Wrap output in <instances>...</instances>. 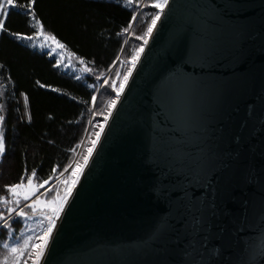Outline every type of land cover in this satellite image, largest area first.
<instances>
[{
	"label": "water",
	"instance_id": "95a60500",
	"mask_svg": "<svg viewBox=\"0 0 264 264\" xmlns=\"http://www.w3.org/2000/svg\"><path fill=\"white\" fill-rule=\"evenodd\" d=\"M160 17L40 264H264V0Z\"/></svg>",
	"mask_w": 264,
	"mask_h": 264
},
{
	"label": "trees",
	"instance_id": "16d2710c",
	"mask_svg": "<svg viewBox=\"0 0 264 264\" xmlns=\"http://www.w3.org/2000/svg\"><path fill=\"white\" fill-rule=\"evenodd\" d=\"M155 2L36 0L32 8L43 25V33L54 36L70 55L83 61L90 71L81 75L61 69L53 55L35 47L32 41L15 39L10 33L32 35L40 26L34 25L33 18L26 16L23 9H9L8 31L0 32V115L5 117L0 132L6 142V152L0 157V196L11 199L5 185L19 183L21 175H30L33 169L41 181L49 180L54 190L58 184L59 193L66 191L74 160L84 162L83 157L95 140L94 133L106 123L109 101L116 97L111 86L115 77L118 88L132 67L135 50L145 45L137 37L143 36L152 16L160 14L152 6ZM17 3L26 4L27 0ZM133 15L137 19L129 28ZM60 173L64 176L52 184ZM25 211L32 213L31 209ZM0 212L7 218L5 205L0 204ZM40 221V216L30 220L13 217L8 229L0 221V261L7 255L3 242L7 240L11 247L22 244L26 236L35 237L47 226V221ZM9 232L13 235L9 236Z\"/></svg>",
	"mask_w": 264,
	"mask_h": 264
},
{
	"label": "snow or ice",
	"instance_id": "6c2138e0",
	"mask_svg": "<svg viewBox=\"0 0 264 264\" xmlns=\"http://www.w3.org/2000/svg\"><path fill=\"white\" fill-rule=\"evenodd\" d=\"M36 0H27L26 4L17 3V0H0V32L8 31L6 29V20L9 16V9L19 7L24 10V14L26 16H31L34 21V25H39V29L34 31L32 35H24L22 33H10L15 39L33 41L34 36L39 37L43 31V25L41 21L35 17V13L33 11L32 6ZM133 0H127L128 4H131ZM169 0H156L155 3L152 4L153 7L160 9L162 12L165 6L168 4ZM160 14L156 13L152 16L151 23L148 25L147 30L144 32L143 36H138L137 39H142L144 44L148 43V37H151L153 34V30L157 26V21L160 20ZM137 19L135 15H133L132 20L129 22L128 27H132V23ZM127 31V29H125ZM44 41H52L56 44L58 48H63L64 46L60 44L59 41L56 40L54 36H44ZM43 46V45H42ZM144 51L143 47H138L133 56L131 57V65L128 72L123 76V80L120 82L119 87L117 88L115 82L111 85L113 90L116 93V97L113 100L109 101L108 107L109 112L108 116L104 117L105 122L108 121L109 116L112 115L111 109L116 107L117 101L120 99L121 94L123 93L129 77L132 75V70L136 67L137 62L140 59L141 53ZM61 61H58L57 66ZM83 63V61H81ZM67 66V65H65ZM85 72H89L90 69L85 68ZM117 77L120 76V73H116ZM76 79H81L80 76H77ZM99 79V77H97ZM108 81H105L107 84ZM41 87H46L45 85H40ZM92 100L95 101L96 97L93 96ZM25 103L27 104V98L25 97ZM5 121V117L0 115V125H3ZM104 132L103 125L100 126V131L95 132V140L91 141L92 146L88 148L87 155L83 157V163H77L76 167L73 169L72 177L67 183L66 191L63 197H57L53 201H44L41 200V196L45 195L46 192H51L54 189L45 188V185L49 183V180L41 181V178L38 176V173L35 169L31 171V174H22L20 177V182L12 185H5L7 192L11 199L8 196H0V204L6 206V212L8 214L7 218L3 212H0V221H3L2 227L8 229L10 228L9 220L13 219V217H19L21 220L32 219L37 212V208L41 205L45 207L51 208L52 215L47 216L48 224L46 228L42 231V233L32 236H26L23 238L22 244H16L14 246H9L8 241L5 240L3 242V247L7 249V255L4 256L3 260L0 261V264H9V257H11V264H40L42 257L45 255L46 249L49 246L50 239L53 235V230L56 227V222L59 219L60 213L64 209V204L67 202L68 197L72 194V189L75 187L76 183L79 180L80 175L83 173L84 168L88 165L89 160L92 157V154L95 150L96 145L100 141L101 134ZM6 152V142L5 136L3 132H0V157ZM69 167H71L69 165ZM53 173H56V169L53 168ZM62 176L63 173H60ZM49 179H52L50 176ZM39 182V183H37ZM40 189H44V192H40ZM30 201V202H29ZM23 202V203H22ZM55 205V206H53ZM25 209H31L32 215H29ZM43 223V221H40ZM13 235L12 232H9V236ZM38 241V242H34Z\"/></svg>",
	"mask_w": 264,
	"mask_h": 264
},
{
	"label": "rangeland",
	"instance_id": "374dc122",
	"mask_svg": "<svg viewBox=\"0 0 264 264\" xmlns=\"http://www.w3.org/2000/svg\"><path fill=\"white\" fill-rule=\"evenodd\" d=\"M160 13H161V11H160ZM44 36H48V35L42 33L38 38L35 37V39H33V41H32L33 42L32 44L35 47L39 48V49L47 50L51 55H53L55 57L56 64H58V61H61L59 63V65H58L61 69L69 71V72H71V73H73L75 75H81V74H83L85 72L84 71L85 66L81 63L80 60H77L72 55H70V53L64 47L63 48H58L56 46V44L54 42H52V41L45 42L44 39H43ZM65 65H67V66H65ZM115 81H116V77L114 79V82ZM77 163H80V162H76L74 160V162L72 164V169H71V176H72L73 169L76 167ZM62 176H64V175H62ZM62 176H60L56 181H53L52 184L57 182V181H60ZM67 178L70 179V174H69V176ZM57 185L58 184L55 185V190H53L51 192H46L45 195L41 196V200L53 201L58 196L59 197H63L64 194H65V190H63V191H61V193H59L57 191V189H58ZM46 186H45V188L53 189L51 184H48ZM40 192H44V189H40ZM52 192H53V194H52ZM53 206H55V205H53ZM29 215H32V213L29 214ZM50 215H52L51 208L45 207L44 205H41L40 207L37 208L36 214L34 216H32V217L40 216L41 219L44 222L47 221V224H48V220L46 219V217L50 216ZM30 225H31V223H30ZM29 229H30V227L28 228V230Z\"/></svg>",
	"mask_w": 264,
	"mask_h": 264
}]
</instances>
